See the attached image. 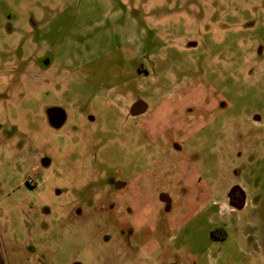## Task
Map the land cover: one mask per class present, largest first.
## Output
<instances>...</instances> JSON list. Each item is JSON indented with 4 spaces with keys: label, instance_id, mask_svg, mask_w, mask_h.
<instances>
[{
    "label": "rangeland",
    "instance_id": "obj_1",
    "mask_svg": "<svg viewBox=\"0 0 264 264\" xmlns=\"http://www.w3.org/2000/svg\"><path fill=\"white\" fill-rule=\"evenodd\" d=\"M263 131L264 0H0V264H264Z\"/></svg>",
    "mask_w": 264,
    "mask_h": 264
},
{
    "label": "crops",
    "instance_id": "obj_2",
    "mask_svg": "<svg viewBox=\"0 0 264 264\" xmlns=\"http://www.w3.org/2000/svg\"><path fill=\"white\" fill-rule=\"evenodd\" d=\"M253 141V143L251 144L250 142ZM255 140H256V137H251L249 139V137H246L244 139V143H243V146L245 147L246 146V149L250 150V152H254V145H255ZM234 152L230 153V155L233 156ZM242 157H243V152H242ZM243 159V158H242ZM242 162V171H240L239 174L235 175L236 178H240V184L243 186L244 190L246 192H248L247 190V186L246 184L243 182V180L245 181L247 179L248 176H252V177H256V172L255 170H253L251 167H248V164L244 161V160H241ZM244 161V162H243ZM255 161H253L254 163ZM232 166V165H230ZM234 167V166H233ZM237 168V167H236ZM232 170V167L230 168H227L224 170V173L227 174V176L229 175V172ZM180 175V173H179ZM232 184H235L234 182L231 183ZM204 186L206 187H203V191H201V193H198V194H195L194 196V199H193V202H195V205L196 206V210H195V213H194V217L196 214H199L201 213L203 210L207 209L210 211V213H212V217H215L217 218L218 220H221L223 215L224 214H234V213H238L239 211H243L246 207H248V198L249 196H247V199L245 200V202H243L242 204L239 203L238 201H235V200H231L227 197L225 198H221V200H216L214 199V194L213 192L211 191V189L207 186V184L205 183ZM230 186V185H229ZM228 186V187H229ZM227 187V188H228ZM225 191V190H224ZM221 193V192H220ZM154 195V193H153ZM154 197V196H153ZM156 195L155 197L153 198V200H156ZM216 198V197H215ZM158 199V198H157ZM185 201H189L187 199H185ZM241 204V205H240ZM169 217H173L172 215H170ZM193 217V218H194ZM190 221V220H189ZM188 221V222H189ZM158 220L155 221L154 223V226L157 227L158 226ZM186 223V222H185ZM160 227H164V226H161L159 225ZM249 223L245 226H243L242 228L239 226H236L234 223L230 224L229 226H226V228L223 227V230L224 229H227L228 231H231V232H238V231H241V232H244L246 233V235H250L249 233ZM246 236V237H247ZM249 238H251V236H249ZM260 244H258V249L262 248L264 246V241L262 242L261 240L259 241ZM255 243V242H253ZM252 243V244H253ZM251 244V245H252Z\"/></svg>",
    "mask_w": 264,
    "mask_h": 264
},
{
    "label": "flooded vegetation",
    "instance_id": "obj_3",
    "mask_svg": "<svg viewBox=\"0 0 264 264\" xmlns=\"http://www.w3.org/2000/svg\"><path fill=\"white\" fill-rule=\"evenodd\" d=\"M57 110H53V113H56ZM52 116V115H51ZM54 117V115L52 116V118ZM258 134H262L259 130H258ZM263 134H264V131H263ZM247 136H245V134H242L240 135V137H237V142L239 143V154L237 156V158L239 159V161L243 160L242 158V151H241V147H240V144L243 145L244 143V139L246 138ZM161 153H168L169 154V150H162ZM168 156V155H167ZM165 158V156H164ZM242 162V161H241ZM171 163L173 162H169V163H165L164 161H161L160 163L158 162L156 165V169H155V172H154V175H152L151 180L147 179L146 181V185H149V186H153L154 187V192H155V195L157 198L161 199V201L163 200V202L167 205L169 204V195L168 193L164 190V185H163V180H164V177L165 175L167 174V172L169 171V167L168 165H170ZM168 168V169H167ZM242 167L241 169H236V172L239 174L240 171H242ZM152 182V184H151ZM110 184L112 186H116L117 187V190H120V189H123L125 187V183L124 182H120V181H116L115 179H110ZM146 188L142 187L141 188V192H140V195L141 196H145V194H143V191H145ZM117 190H114V192L111 193V196L113 199H116L117 198V194H115V191ZM225 197L231 199V200H235V201H238L239 203H243L245 202V200L247 199V192L244 190L243 186L240 184V183H236V184H232L230 185L224 192L223 194ZM154 196V195H153ZM240 204V205H241ZM223 227L221 228H218V229H222ZM123 231V230H122ZM123 233H125V230L123 231Z\"/></svg>",
    "mask_w": 264,
    "mask_h": 264
},
{
    "label": "water",
    "instance_id": "obj_4",
    "mask_svg": "<svg viewBox=\"0 0 264 264\" xmlns=\"http://www.w3.org/2000/svg\"><path fill=\"white\" fill-rule=\"evenodd\" d=\"M147 110V104L144 101H137L133 106V111L136 114H140Z\"/></svg>",
    "mask_w": 264,
    "mask_h": 264
},
{
    "label": "trees",
    "instance_id": "obj_5",
    "mask_svg": "<svg viewBox=\"0 0 264 264\" xmlns=\"http://www.w3.org/2000/svg\"><path fill=\"white\" fill-rule=\"evenodd\" d=\"M222 229H223V228H222ZM222 229H221V230H222ZM217 230H219V229H215V231L212 230V233H213L212 235H214V233H215Z\"/></svg>",
    "mask_w": 264,
    "mask_h": 264
}]
</instances>
